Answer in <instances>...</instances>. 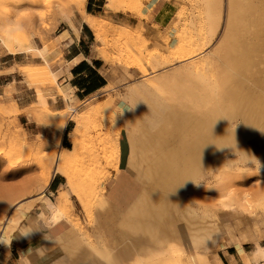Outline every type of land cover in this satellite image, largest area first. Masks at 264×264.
I'll return each instance as SVG.
<instances>
[{"label":"rangeland","instance_id":"rangeland-1","mask_svg":"<svg viewBox=\"0 0 264 264\" xmlns=\"http://www.w3.org/2000/svg\"><path fill=\"white\" fill-rule=\"evenodd\" d=\"M73 1L0 0V45L8 51L11 48L15 51L25 49L27 44L36 47L24 51L34 55V63L20 65L18 70L22 73L25 83L34 87L37 92L36 103L17 111L9 101L0 99V216L7 202L15 204L24 200L16 209H8L18 221L16 225H12V230L17 231L20 228L19 224L21 226V222L26 220L25 216L22 217L23 212L30 211L31 215L35 216L43 209L42 199L46 196L62 210L63 217H67L62 219L64 226V221L69 220L75 229L71 230L73 234L85 238L87 246L97 247L106 237L109 225V222L99 215L97 208L104 198L108 200V196L112 195L111 191L116 181L106 196L104 191L115 178L116 171L123 168L120 174L124 173L136 190L140 189V183L131 175L135 181L133 183L124 168L129 149L125 133L129 119L127 110L129 102L131 109V101L127 96L131 84L141 79L154 84L161 74L191 63L196 64L201 60L203 63L209 61L225 26L227 0H221L219 25L214 34H210V23L206 18L208 0H168L169 10L166 8L162 12L164 18L161 43L156 47L149 46L151 43L148 39L145 43L137 41L138 36L142 35L141 32L105 18L102 27L104 39L102 56L107 63L118 66L114 82L84 101H69L67 94L64 93V108L55 110L48 105L44 94L45 91L51 94L52 89L58 84L59 74L55 70L63 65V61L56 52L59 46L56 35L70 15L75 11L80 13V10L74 7ZM144 1L152 0H106L105 5L113 10L139 11L143 8ZM138 13L141 15L140 11ZM126 28L129 29L128 32ZM179 45H183V48L181 49ZM178 50L183 53L192 50L194 52L191 57L177 59L175 55ZM151 55H156L161 63L158 69L152 71L147 68V61ZM37 56L39 58H36ZM141 66L146 69L143 73ZM28 111L34 114L29 115L30 118L41 124L45 121V133L31 135L17 123L16 114L21 112L27 114ZM77 116L84 119L76 130ZM62 118L65 122L71 119L67 138L69 140L68 134L73 127L71 130H76L79 153L65 166L66 172L54 176L64 184H60L57 189H51L50 183L46 184L41 193L37 183L46 175L52 177L50 161L60 152L61 147L53 142V128L56 129L57 120ZM119 140L124 145L120 166ZM67 145L69 148L73 146L71 139ZM223 157L225 160L228 158L227 154H223ZM130 164L134 170L135 164L132 162ZM260 168H264V153L258 155V162L255 163L238 161L230 163L221 173H217L216 170L206 172V175L204 174L193 185L190 203L198 213L203 211L210 216L207 221L215 224L219 239L217 238L211 245L192 247H187L185 241L171 242L162 254L163 262L158 259L154 264H216L214 254L227 264L224 255L228 247L238 253V264H264L262 262L264 258L255 260L250 255L256 244L264 245V218L232 210L236 205L232 203L233 206L230 207L231 201L220 197V194L229 188L236 193V197H240L244 192L251 193V197H256L260 191L262 193L264 172H261ZM118 187L119 184L116 189ZM118 208L125 209L126 206ZM260 212L264 213V209ZM47 215L45 213L44 217L38 219L42 231L48 230L50 225L48 222L50 220L46 219ZM179 222V225L183 223ZM2 223L1 220L0 225ZM39 236L40 241L44 242L42 233L39 232ZM221 242H224L223 246ZM239 247L243 253L238 250ZM58 254L56 246H53L37 255L54 258ZM33 258L35 255L28 258L26 264H32ZM15 263L20 264L18 261ZM48 264L59 263L50 260Z\"/></svg>","mask_w":264,"mask_h":264},{"label":"bare ground","instance_id":"bare-ground-1","mask_svg":"<svg viewBox=\"0 0 264 264\" xmlns=\"http://www.w3.org/2000/svg\"><path fill=\"white\" fill-rule=\"evenodd\" d=\"M85 2L74 0L73 5L94 33L98 42L94 48L99 55H104L102 27L105 18L87 13ZM207 3L206 18L210 34H214L219 25L221 0H208ZM224 23L209 61L176 68L159 75L154 84L140 82L131 88V109L125 133L129 149L124 168L140 183V189L125 209H119L106 198L99 203L98 213L109 225L102 243L91 246L90 251L97 260L105 261L106 253L116 250L131 264H154L158 259L162 263V254L171 242L185 241L187 247H192L211 245L219 239L215 224L207 221L210 216L196 211L190 203V195L193 185L206 172L221 173L230 163L238 161L255 163L258 155L264 153V0H227ZM65 35L68 34L64 30L56 38L60 40ZM137 39L142 43L147 41L142 35ZM26 47L22 51L36 48L30 44ZM179 50L175 55L177 59L191 57L194 52ZM10 51L15 52V49ZM144 71L145 67L141 72ZM9 102L15 111L21 108L16 102ZM27 115L34 114L28 111ZM82 116L75 118L76 130L84 119ZM42 124L45 125V121ZM56 124L53 142L59 145L65 119H58ZM75 131L70 130L68 134L73 146L61 147L56 158L50 161L51 174L66 172L65 166L78 155ZM223 154H227V160ZM129 162L135 164L134 170ZM260 171L264 172V168ZM50 177L46 175L37 183L41 193ZM250 194L244 192L236 197L229 188L220 197L231 201L230 207L232 203L236 205L232 210L256 216L264 209V190L256 197ZM42 200L39 217L48 214L46 219L50 223L63 218L62 210L48 197ZM23 201L7 202L3 208L0 247L8 246L12 227L18 222L13 212L8 211L21 206ZM26 213L23 212L22 217H26ZM179 221L183 223L179 225ZM23 232L27 233L24 228ZM67 237L73 240V249L83 240L78 234ZM48 241L52 243L53 240ZM221 244L223 246L224 242ZM238 250L243 253L241 247ZM250 255L255 260L264 258V245L256 244ZM214 257L216 264H223L217 254Z\"/></svg>","mask_w":264,"mask_h":264},{"label":"crops","instance_id":"crops-1","mask_svg":"<svg viewBox=\"0 0 264 264\" xmlns=\"http://www.w3.org/2000/svg\"><path fill=\"white\" fill-rule=\"evenodd\" d=\"M105 4L106 0H86L85 11L91 15L106 18L117 24L129 26L133 29V31L141 32L142 35L151 43L149 46L156 47V45L161 43L160 36L162 33L164 18L162 12L164 9L166 10V8L167 11L169 10L168 0H152L151 2L144 1L143 8L139 10L141 15L138 13L139 11L136 10H113L108 8ZM64 30L67 31L68 35H65V37L58 40L59 46L56 51L63 61V65L58 66L55 70V72L59 74L57 76L58 84L57 87L52 89L51 94L48 93V91H45L44 94L48 105L52 106L55 110L64 108V93L67 94L69 101H84L88 97L114 82L115 74L118 70V66L116 64L111 65L107 63L103 59L104 57L99 55L96 48H94L98 42L94 37L92 29L88 23L84 21L81 14L79 15L75 11V13L70 15L68 19L63 22L57 33ZM36 58L39 57L37 56ZM33 59L34 55L30 52H24L21 49L15 52H10L5 50L0 45V99H2V101L8 102L13 100L21 108L29 107L37 102V92L35 88L25 83L22 73L18 70L20 65L34 63ZM160 66V60L156 55H151L148 58L147 68L149 70H156ZM140 82H145V80L141 79L131 84L127 94L129 101L131 88ZM65 101H67V99H65ZM129 109L130 102L127 109L128 112ZM16 121L31 135L43 134L46 132L45 125L30 118L26 113L21 112L16 114ZM70 122L71 119H68L65 122L59 141L60 147L69 148L66 145L70 140V138L69 140L67 138V132L71 124ZM119 153L120 166L123 156V145L120 140ZM122 170L123 168H119V170L116 171V176L110 182L107 190L104 191V195H107L110 187L116 181V185H113L114 187L112 186L113 189L111 188L112 195L108 196V200L118 207H127L138 193V190H136V187L132 184V182L127 180V176L124 173L120 174ZM56 174L59 173L53 174L50 179L51 182L49 181L50 184L48 183L51 189H57L60 184H64V182H61V180L54 177ZM127 174L134 183L135 181L131 174L128 172ZM118 184L120 187L116 189ZM259 213L260 214L254 217L260 216L264 218V213ZM24 218L26 220L21 222V226L19 224L20 228H18L17 231H15V229L13 230L8 246L0 247V264H16L15 261H18L20 264H26L27 259L31 256L33 257V255H35V258H33L32 264H48L50 260L59 264H131L129 261L124 259L120 253H117L116 250H110L106 253L105 261L97 260L96 255L90 251L91 247L86 245L85 238L80 241V245H78L77 248L73 249V240L67 236L72 237L74 235L71 233V230H73L74 227L69 220L66 219L64 221L65 226L62 221L63 218L67 217H63L56 223H50L48 230L46 231H42L40 228V222L38 219H41V217L38 216V212L35 216H32L29 211L28 214L26 213V217ZM255 223L256 221H254V225ZM23 228L26 230V234H24ZM39 232L42 233L44 242L40 241ZM49 239L53 241L55 240V243L53 241L50 243L51 241L49 242ZM53 243L54 245L50 246ZM82 244H85L86 246ZM53 246H56V250L59 252L57 257L48 258L37 255L39 253H43L44 249ZM81 246H84L86 250L84 247L82 249ZM78 248L81 250H78ZM229 248L231 247L226 249V253L224 255L226 263L238 264V253L233 250H229ZM89 252H91V255ZM81 253H85V257L82 256ZM76 256L78 259H76ZM79 257H81L80 260ZM219 259L223 264H225L221 257H219Z\"/></svg>","mask_w":264,"mask_h":264},{"label":"trees","instance_id":"trees-1","mask_svg":"<svg viewBox=\"0 0 264 264\" xmlns=\"http://www.w3.org/2000/svg\"><path fill=\"white\" fill-rule=\"evenodd\" d=\"M68 147V145H66ZM230 250V249H229Z\"/></svg>","mask_w":264,"mask_h":264}]
</instances>
